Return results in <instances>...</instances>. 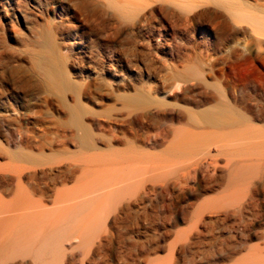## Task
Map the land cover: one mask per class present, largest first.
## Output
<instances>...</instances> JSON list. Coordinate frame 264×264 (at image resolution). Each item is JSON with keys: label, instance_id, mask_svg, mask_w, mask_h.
<instances>
[{"label": "rangeland", "instance_id": "rangeland-1", "mask_svg": "<svg viewBox=\"0 0 264 264\" xmlns=\"http://www.w3.org/2000/svg\"><path fill=\"white\" fill-rule=\"evenodd\" d=\"M155 1L0 0V120L8 122L0 124L1 211L21 208L27 193L46 203H32L29 214L52 211L57 193L75 186L77 177L90 175L89 182L98 174L92 169L98 162L79 154L81 139L69 125L76 101L93 140L101 139L91 140L99 151L131 145L148 150L130 133L120 134L119 126L110 127L128 118L136 108L131 101L164 97V102L183 105L174 96L181 87L198 85L205 93H217V87L264 86V28L257 23L264 22V0ZM189 67L198 68L197 74ZM154 105L148 110L160 108ZM90 115L106 123L103 130L92 126ZM256 124L264 126V121ZM66 127L78 144L64 143ZM15 129L23 136L11 143ZM113 130L119 140L110 137ZM161 146L153 150L166 145ZM81 157L94 167L89 169ZM17 165L25 168L20 185L12 172ZM216 190L205 197L219 194ZM256 190L257 202L264 205V186L259 183ZM15 197L23 200H18L22 206L17 203L21 207ZM11 214L0 215L6 216L1 227L23 220Z\"/></svg>", "mask_w": 264, "mask_h": 264}, {"label": "bare ground", "instance_id": "bare-ground-1", "mask_svg": "<svg viewBox=\"0 0 264 264\" xmlns=\"http://www.w3.org/2000/svg\"><path fill=\"white\" fill-rule=\"evenodd\" d=\"M257 23L264 28V22ZM174 85L179 91L181 86ZM250 85L217 87V93H205L198 85L181 87L174 96L184 106L164 97L131 101L136 108L128 118L110 127L119 126L120 134L130 133L148 150L131 145L99 151L92 142L101 139L93 140L76 101L69 125L81 139L79 154L98 162L92 168L98 174L88 182V165H93L81 157L88 177L76 179L75 174V186L57 193L52 211L29 214L35 203L46 205L28 193L25 205L15 197L21 208L0 210V215L14 212L10 216L23 219L0 226V264H264V205L256 197L259 183L264 186V126L256 124L264 121V86ZM156 103L162 108L148 110ZM91 118L93 127H105ZM16 129L11 143L22 139ZM69 129L64 143L75 140ZM119 135L113 130L110 137L119 140ZM161 145L166 146L153 150ZM13 168L20 185L25 168ZM215 190L219 194L205 197ZM181 222L186 226H178Z\"/></svg>", "mask_w": 264, "mask_h": 264}]
</instances>
